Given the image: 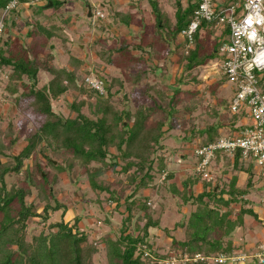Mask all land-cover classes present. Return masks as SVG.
Returning a JSON list of instances; mask_svg holds the SVG:
<instances>
[{"label": "trees", "instance_id": "16d2710c", "mask_svg": "<svg viewBox=\"0 0 264 264\" xmlns=\"http://www.w3.org/2000/svg\"><path fill=\"white\" fill-rule=\"evenodd\" d=\"M9 1L0 0V16ZM27 1L20 0L21 3ZM49 2L54 12L63 3L60 0H46L39 6L41 11H35L37 18L33 20L17 18L20 10L14 8L16 12H13L15 16L10 28L4 27L0 37V67L7 72L2 88L6 95L14 97L18 110L27 116L38 117V120L34 119L35 126L27 129L18 151L14 148L18 138H11L5 143L3 134L8 135L7 128L0 130V264H98L93 256L99 250V243L105 248L106 264H150L152 253L156 257L152 264H158L156 260L167 256L170 250H174L178 257L185 252L209 255L215 251L230 250L232 247L224 248L223 245H231V239L235 238L232 231L239 225L236 219L240 218L239 221L244 224L245 216L251 215L260 221L253 208L244 204L243 197L247 196L252 182L248 180L244 188L215 190V185L205 180L201 191L194 193V185L200 179L195 172L176 183L175 172H165L162 152L166 146L162 140L167 130L172 129L173 124L168 125L167 121L173 120L179 112L175 106L179 103L176 96L179 89L169 95L164 89L166 86L148 81L149 74L160 66L159 61L164 65V52L178 50L185 60V72L216 59L222 39L215 42L210 51L201 35L204 31L209 36L218 27L212 21L201 19L193 34L192 45L186 48L187 40L180 33L192 20L197 2L166 0L170 6L167 8L161 0H147L154 17L147 39L143 40L140 35L139 40L133 43L125 38L106 48L103 46L105 38L101 35L93 42L97 58L120 72V76L108 81L102 77L105 94L101 95L84 83L81 71L88 73L92 68L83 59L68 53L67 62L59 65L53 62L54 54L46 47L48 41L56 36L58 28L40 19L44 17L42 11L49 7ZM122 14L114 12V22L126 26L133 23L134 14L130 10L125 14L128 15L126 19L120 17ZM140 25L141 29L146 27L145 23ZM14 28L20 29L19 32L24 30L28 45L20 34L13 33ZM226 32V26L221 28V38ZM37 47L44 49L43 53ZM102 68L99 70L103 76ZM40 72L47 73L48 77L38 86ZM126 83L131 85L132 92L128 95L124 92ZM67 93L72 96L68 103L69 111L75 115L64 117L52 109L51 102ZM83 108L87 109V113L82 111ZM156 113H160L161 117L153 121ZM220 125L215 122L199 130L204 135L205 143L219 137ZM184 138L188 139L187 136ZM36 146L39 147L38 152H35ZM7 151H10V159L3 161L2 156ZM48 152L55 156L54 159L60 158L58 163L54 159L49 160L52 172L44 171L38 160L23 168L25 160L37 154L45 157ZM76 166L82 169L90 189L98 194V202L105 201L104 197L99 200V194L107 195L105 204L111 207V211L104 218L106 222L110 224L113 219L111 212L123 206L120 210L123 219L117 231L113 230L115 234L108 233L101 235L97 241L90 240L87 227L84 224L79 226L81 220L78 215L69 221L52 219V215L59 210L61 215L68 210L61 203H50L52 187L59 180L61 171L70 173ZM154 172H165L163 183H167V190L179 198L176 205L180 213L187 205L192 209L185 220L177 221L172 228V231L180 228L183 238H176L170 228L162 226L164 234L170 237L167 242L170 250L161 252L156 248L150 255H145L147 250L144 244L151 246L146 241L149 228H160V222L152 218L147 201L141 208H137L136 202L143 190L153 186ZM109 173L123 174L125 180L110 181ZM8 174H16L20 185L8 188L5 180ZM118 185L120 187L117 189ZM32 189L38 191L37 195L44 202L40 212L34 211L33 203H26ZM144 198L147 200L148 195ZM239 201L242 205L232 217L231 204ZM33 218H39L38 222L43 225L28 241L25 238L27 222ZM142 219L145 221L139 225ZM45 224L48 227L45 228ZM132 224L138 230H135L136 233L132 232Z\"/></svg>", "mask_w": 264, "mask_h": 264}, {"label": "rangeland", "instance_id": "374dc122", "mask_svg": "<svg viewBox=\"0 0 264 264\" xmlns=\"http://www.w3.org/2000/svg\"><path fill=\"white\" fill-rule=\"evenodd\" d=\"M40 1L42 4L46 2V0H29V6H25L24 9L22 8L17 18L24 17L27 19L28 17L30 20L37 18L34 16V13L35 11H41L38 4ZM60 1L63 3L57 11L50 14L52 9L49 6L48 8H45V14L50 15L47 17H40L42 21H45V24H54V26L58 28L57 31H55L56 36H53L51 40L48 41V47H46V49L51 50L54 54L53 62L55 64L67 62V53H69L83 59L87 66L92 68L94 73L104 77L107 81L112 77L120 76V72L117 68L103 64V62L97 58L93 42L99 35H101L105 38L103 46L106 48L117 44L121 39L125 38L133 43L139 40L140 35L143 40L147 39V33L149 32L148 30H151L154 18L147 0ZM161 1L163 5H166H164L165 7L170 8L166 3V0ZM15 9L18 10L19 7L17 6ZM88 9H90L91 12L90 16L88 15ZM16 10L12 9L7 12L3 21L5 28H10V23L15 16L13 12H16ZM96 10H100L105 14L103 20L93 17V13H95ZM129 10L134 14L133 23L126 26L120 22H114V12H122L124 15H120V17L126 19L128 15L125 14H127ZM140 11H142V13H140ZM141 23H145L146 27H142L141 29ZM19 30L15 29V31ZM214 31L215 32L209 36L202 31L201 35L207 49L210 51L214 48L215 42H220L222 39L220 36L221 28H216ZM142 33L144 35H142ZM20 35L24 43L28 45L29 41L24 37V30L20 31ZM206 36L208 39L205 38ZM37 49L42 53L44 51V49L42 50L39 47H37ZM163 58L165 60L164 65L163 62L159 61L160 66L153 74H149L148 81L150 83H159L162 87L166 86L167 88L164 89L169 92V95H171L173 91L179 89V92L176 95L179 97V103L175 105L179 112L175 115L176 117H173V120H170V122L167 121L168 125L173 124L171 126L172 129L167 130L162 140V143L166 146V150L162 152L166 164L165 172H169L170 170L173 172L176 171V177L177 175L179 176L176 180L177 183H179L185 176L190 174L193 175L195 173L197 162V156L194 154L195 146L206 144L203 140L204 135H202L199 130L216 122L221 124L219 129L222 132H227L228 128L234 132L242 128L244 125L251 124V119L247 117L245 118L244 113H242L246 106L245 103H242L240 111L236 113H231L229 111L230 100L235 95L236 85L229 82L216 67L211 65L212 60L205 65L195 67L185 72L183 69L185 67V60L181 58L178 50L172 51V53L164 52ZM101 66H103V76L100 74L99 70L101 69ZM81 72L83 74L86 73L85 70H82ZM262 73H264V71ZM6 74L7 72H4V74L0 76V130L3 131V128H7L6 131L8 135L5 136V134H3V140L5 143L11 138H18L14 145L15 150L18 151L21 147L25 133L28 131L27 129L35 126L36 122H34V119H37L38 117L35 118L34 115L27 116L23 114L21 110L17 109L14 97L5 94V90L2 86L5 85ZM47 77V73L40 72L38 74L37 85H42ZM124 92L127 95L132 92L130 84L126 83ZM120 95L118 94L117 96ZM71 99V94L67 93L60 96L59 99L52 100V109L64 117L74 116L75 114L70 112L68 108V103L71 102ZM82 111L87 113L86 108H83ZM231 114L233 116L232 119L230 118ZM160 117V113L154 114L153 121H157ZM190 131L192 132L191 134ZM184 136H187L188 139L184 138ZM38 148L39 147L36 146L35 152H38ZM9 153L10 151H7L6 155L2 156L3 161L10 159L8 158ZM183 154H185L184 157ZM54 158L55 156L50 152H48L45 157H39V154H37L34 155V157L25 160L23 168L26 165H33L35 160H38L44 171L52 172L53 169L50 167L49 160ZM235 160H238V163H235ZM53 161L58 163L60 162V158H56ZM156 163L157 161L154 165H156ZM209 168L212 180L208 183L215 185V190H227L235 187L238 189L244 188L248 180L252 182L247 196L243 197L244 204L245 207H253L256 211H259L258 213L261 219L258 221L251 215H246L244 224L239 221L240 218L239 220L236 219V222L239 225H236L237 227L232 231L233 237L235 238L231 239V245H223L225 246L224 248H232L230 250L225 249L224 251L219 252L222 254H235L236 251L233 247H236L241 251L252 254L256 250V244L260 241H258V238L264 240V176L261 175L259 166L254 160L246 161L241 159L239 154L231 156L223 151L216 153V158L211 162ZM61 170L62 169H59V171ZM241 171L244 172L241 173ZM165 172H154L155 179L151 183L153 186L150 189L146 188L142 191L143 194L148 195V199L145 200V195L140 194L139 199L136 202L137 208H141L147 201L148 205L151 207L152 218L158 219L160 222V228H149L150 232L146 241L150 243L151 246L147 247L144 244V249L147 250L146 253H151V251L156 248L161 252H168L170 249L167 242L170 241V237L167 234H164L161 227H168L172 231L175 223L177 221L185 220L188 216V211L192 209L190 205H187L181 210V213L178 211L176 203L180 200L167 190V183H163ZM21 175L24 176V173ZM58 177L59 180L53 185L51 190L52 197L50 203H61L65 205V209L68 210L65 215H61V210H59V212L52 215V219L55 221H60V219L69 221L73 220L74 215H78L81 220L79 226L82 227L84 224L85 227H87L86 231L89 234L90 240L95 239V241H97L101 235L106 236L108 233L115 234L114 232L117 231V228L123 219V214L120 211L123 209V206L118 208V210L111 212L113 219L109 224L104 220L106 215L110 214L111 211V207L105 204L107 202V195L105 193L99 194V200L101 201V198L104 197L105 201H102V203L98 202V194L90 189L86 176L80 167L76 166L70 173L61 171L58 174ZM108 178L110 181L114 182H117V180H125L123 174L117 175L109 173ZM199 178L200 179L195 184H198V186L194 185V193L201 191L200 184L205 181L200 176ZM5 180L8 188L14 185H20L16 174L6 175ZM233 181L235 182L234 184H232ZM119 187L120 185H118L117 189ZM32 190V195L27 198L26 203L28 205L33 203L34 211L40 212L44 202L37 195L38 191L36 189ZM126 191H128V188H126ZM241 205L240 201L239 203L231 204L232 217L235 216ZM139 214L141 215V213ZM38 221H40L39 218L37 220L36 218H33L27 222L26 240L29 241L33 234L38 233L43 225ZM144 221L145 219H142L138 224L143 225ZM44 227H48L47 224H45ZM131 227L132 232L136 233L138 231L134 228L133 224ZM48 229L50 228H47V230ZM171 233L174 234L176 238H183V231L180 228L173 229ZM97 246L99 250L93 256L94 260L98 264H106L105 248L101 243ZM185 253L190 256L195 253L207 256L208 258L206 260L200 262H210V264H215L213 256L217 254L216 251L209 255H205L201 252ZM171 256L176 257L177 253L174 250H170L167 256L162 259H168ZM151 259H154V261L156 259L153 253L151 254ZM150 264H152V262ZM175 264L182 263L175 262ZM187 264L193 263L188 261ZM245 264L258 263L256 260L249 257Z\"/></svg>", "mask_w": 264, "mask_h": 264}, {"label": "built area", "instance_id": "2783aa9c", "mask_svg": "<svg viewBox=\"0 0 264 264\" xmlns=\"http://www.w3.org/2000/svg\"><path fill=\"white\" fill-rule=\"evenodd\" d=\"M194 1L197 2L194 16L180 33L187 40L186 48L192 45L193 34L201 19L214 22L218 28L225 26L228 28V32L218 45L217 57L212 60L211 65L216 67L229 82L236 85L229 111L236 113L241 110L242 103H245L242 113L245 118L251 119V124L244 125L237 131L222 132L216 140L196 145L195 172L202 179L211 181L210 164L216 158V153L223 151L231 156L239 154L240 158L246 161L254 160L259 166L261 175L264 176V73H262L264 71V0ZM20 4V0H10L1 11L0 37L4 30V16ZM93 17L103 20L105 14L96 10ZM3 74L0 67V76ZM83 81L99 94H105V82L93 70L84 74ZM249 257L258 264H264V240L256 244V250L252 254L245 251H236L235 254L218 252L213 256V261L215 264H245ZM207 258L200 253L192 256L183 253L179 257L157 259L156 262L186 264L189 261L196 264ZM151 262L154 263V259H151Z\"/></svg>", "mask_w": 264, "mask_h": 264}, {"label": "crops", "instance_id": "0c3cea01", "mask_svg": "<svg viewBox=\"0 0 264 264\" xmlns=\"http://www.w3.org/2000/svg\"><path fill=\"white\" fill-rule=\"evenodd\" d=\"M32 1H34V0H32ZM36 1V0H35ZM39 4V6H41L42 5V3H41V1L38 3ZM44 4V3H43ZM25 6H29V3H28V1L27 2H22L20 5H19V10H21L22 8L24 9V7ZM52 9V8H51ZM52 12H54V9H52V11L50 12V14L52 13ZM45 14V9L42 11V15H44ZM49 14V15H50ZM49 15H47V14H45L44 15V17H47V16H49ZM75 16V15H74ZM50 25H54V24H50ZM15 29L16 28H14V29H12V31H13V33H18V34H20V32L19 31H15ZM23 31V30H22ZM68 54V53H67ZM57 65H59V64H57ZM240 123H242V122H240ZM219 132L220 133H222V131L219 129ZM228 133H232V131L231 130H229V128H228V131H227ZM225 133V132H224ZM183 157H184V155H183ZM232 165H233V163H232ZM176 172V171H175ZM244 172V171H243ZM242 171H241V173H243ZM176 174V173H175ZM175 178H179V176L177 175V177H176V175H175ZM176 183H177V180H176ZM195 186H198V184L197 185H195ZM200 187L202 188V184H200ZM150 189V188H149ZM195 189V188H194ZM200 192V191H199ZM143 195H145V194H143ZM253 208V207H252ZM253 210L258 214V218L259 219H261V217H260V215H259V211H256L254 208H253ZM249 228H251V227H249ZM248 229V228H247ZM261 241V240H263L262 238H258V241ZM246 248H248V247H246ZM235 249V251H241V250H239V249H237V248H234Z\"/></svg>", "mask_w": 264, "mask_h": 264}, {"label": "water", "instance_id": "95a60500", "mask_svg": "<svg viewBox=\"0 0 264 264\" xmlns=\"http://www.w3.org/2000/svg\"><path fill=\"white\" fill-rule=\"evenodd\" d=\"M51 5V2H49V6ZM88 15H91L90 9H88Z\"/></svg>", "mask_w": 264, "mask_h": 264}]
</instances>
